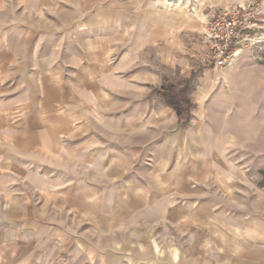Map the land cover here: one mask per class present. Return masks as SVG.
I'll use <instances>...</instances> for the list:
<instances>
[{"label": "crops", "instance_id": "0c3cea01", "mask_svg": "<svg viewBox=\"0 0 264 264\" xmlns=\"http://www.w3.org/2000/svg\"><path fill=\"white\" fill-rule=\"evenodd\" d=\"M119 26L124 51L99 36L0 40V264H264L260 199L214 192L198 120L142 112L154 75L131 68L154 46L184 50L187 22L135 6Z\"/></svg>", "mask_w": 264, "mask_h": 264}, {"label": "rangeland", "instance_id": "374dc122", "mask_svg": "<svg viewBox=\"0 0 264 264\" xmlns=\"http://www.w3.org/2000/svg\"><path fill=\"white\" fill-rule=\"evenodd\" d=\"M232 1L236 4L227 3ZM247 1L172 0V5L165 6L163 0H0V40L9 34L43 39L64 36L77 42L99 36L116 40L124 51L129 43L128 30L120 26L115 29L114 23L135 6H151L160 14L169 12L174 24L187 22L189 44L184 50L175 46L162 51L154 46L151 53L140 52L142 62L131 68L150 70L154 75L153 99L149 92L147 99L153 109L142 112L154 118L174 117L172 108L169 114L162 109L166 102L156 92L162 85L170 87L168 93L178 103L181 123L197 119L200 125L196 128L207 136L206 142L213 149L211 157L203 158V165L211 167L207 181L215 184L214 192L219 198L244 192L259 198L264 208V40L242 53L230 68L212 69L198 59L203 26L214 12ZM174 34L182 36L179 30ZM3 45L1 41L0 48ZM153 128L159 129L156 125ZM156 160L147 162L153 165ZM94 241L87 239V244L93 246ZM66 258L74 264H101L96 254H63L54 261L66 264Z\"/></svg>", "mask_w": 264, "mask_h": 264}, {"label": "built area", "instance_id": "2783aa9c", "mask_svg": "<svg viewBox=\"0 0 264 264\" xmlns=\"http://www.w3.org/2000/svg\"><path fill=\"white\" fill-rule=\"evenodd\" d=\"M264 0L227 6L214 12L200 35L199 62L212 69L232 67L242 53L264 40Z\"/></svg>", "mask_w": 264, "mask_h": 264}, {"label": "trees", "instance_id": "16d2710c", "mask_svg": "<svg viewBox=\"0 0 264 264\" xmlns=\"http://www.w3.org/2000/svg\"><path fill=\"white\" fill-rule=\"evenodd\" d=\"M169 91H170V87H164V85H162L160 89L156 90V92L163 97L166 104L170 108H172L178 116L180 115V109L178 107V103L175 101L174 97L168 93Z\"/></svg>", "mask_w": 264, "mask_h": 264}]
</instances>
